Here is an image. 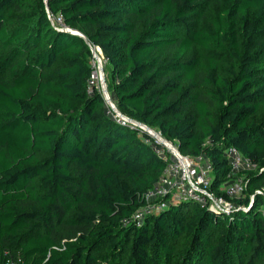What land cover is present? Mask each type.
I'll return each mask as SVG.
<instances>
[{
    "label": "trees",
    "instance_id": "trees-1",
    "mask_svg": "<svg viewBox=\"0 0 264 264\" xmlns=\"http://www.w3.org/2000/svg\"><path fill=\"white\" fill-rule=\"evenodd\" d=\"M91 47L119 112L204 155L216 195L224 150L251 160L239 208L135 218L169 153L87 90ZM263 211L264 0H0V264H169L183 234L180 264H264Z\"/></svg>",
    "mask_w": 264,
    "mask_h": 264
},
{
    "label": "built area",
    "instance_id": "built-area-1",
    "mask_svg": "<svg viewBox=\"0 0 264 264\" xmlns=\"http://www.w3.org/2000/svg\"><path fill=\"white\" fill-rule=\"evenodd\" d=\"M49 18L54 26L65 27L60 16H49ZM115 116L121 124L131 123L124 117L117 114ZM166 150L169 153V157L165 155V159H167L166 168L159 180L146 192L147 204L135 215L137 220L143 216L144 212L159 211L183 199H190L201 206H207L213 212L223 214H229L239 208L233 198H236L240 193L242 195L246 186L243 181L244 175L240 172L252 170L254 165L236 147L229 146L224 150L230 166L228 176L231 178L219 186V190L230 200L224 196L216 195L211 190V166L204 155L189 157L180 153L176 147L173 149L166 148ZM203 158L205 159L204 163H201ZM243 182L244 185H242Z\"/></svg>",
    "mask_w": 264,
    "mask_h": 264
},
{
    "label": "rangeland",
    "instance_id": "rangeland-1",
    "mask_svg": "<svg viewBox=\"0 0 264 264\" xmlns=\"http://www.w3.org/2000/svg\"><path fill=\"white\" fill-rule=\"evenodd\" d=\"M95 51L97 52V54L99 55V57H100V62H101V65H102V72H103V76H104V78H105V82H106V75H107V71L109 70V68H110V66L107 64V62H106V60H105V57H104V55H103V53H102V51L100 50V49H98V48H95ZM89 63H90V66L93 68V72L95 71V70H97V63L94 61V59H90L89 60ZM96 66V67H95ZM106 85H107V82H106ZM92 87H98L100 90H101V84H100V80L99 79H97V78H94L93 77V74L91 75V77H90V80H89V82H88V85H87V90H89V89H91ZM107 90H108V88H107ZM108 93H109V95H111L110 94V91L108 90ZM111 97V96H110ZM151 129H153V130H155L156 132H158L156 129H154V128H151ZM159 133V132H158ZM154 138V137H153ZM163 146V145H162ZM169 146V145H168ZM171 146V145H170ZM173 146V147H172ZM171 147V149H173V148H175V146L174 145H172ZM163 147H165V146H163ZM204 158L200 161L201 163H204ZM242 185H244V182H243V184ZM242 194H244V193H242ZM240 196H242L241 195V193L240 194H238L237 196H236V198H238V197H240ZM188 241H189V237L186 235V234H183L182 236H181V238L178 240V242H175V241H173V242H171V244H173L174 246H176L175 248V250H174V253L169 257V259H168V263L169 264H180L181 263V259H180V257H181V255L184 253V248H185V246L188 244ZM108 252H110V251H108ZM108 252H104L103 253V255H105V256H109L108 254ZM110 254L112 255V253L110 252ZM163 263H164V261H163ZM101 264H107V261L106 260H103L102 262H101Z\"/></svg>",
    "mask_w": 264,
    "mask_h": 264
},
{
    "label": "water",
    "instance_id": "water-1",
    "mask_svg": "<svg viewBox=\"0 0 264 264\" xmlns=\"http://www.w3.org/2000/svg\"><path fill=\"white\" fill-rule=\"evenodd\" d=\"M62 29H68L67 27H60ZM72 33L83 37V35H81L78 31L76 30H72ZM84 38V37H83ZM91 53L93 56L94 61L97 63V69L100 72V84H101V92L104 96L105 102L110 106V108L115 112V114H117L118 116L124 117L127 121L131 122L132 124L136 125L137 127L141 128L143 131H146L149 135H151L152 137L155 138L156 142L165 146V148H172L173 144H171L169 141H167L164 137H162L160 135V133L156 132L155 130L151 129V127L143 124L142 122L136 121L134 119H131L129 117L124 116L121 112H119V110L116 108L115 104L113 103L108 90H107V85L105 82V78L103 76V72H102V65L100 62V57L97 54V52L95 51V48L91 47ZM169 145V146H168ZM172 147H171V146Z\"/></svg>",
    "mask_w": 264,
    "mask_h": 264
},
{
    "label": "bare ground",
    "instance_id": "bare-ground-1",
    "mask_svg": "<svg viewBox=\"0 0 264 264\" xmlns=\"http://www.w3.org/2000/svg\"><path fill=\"white\" fill-rule=\"evenodd\" d=\"M95 67H96V66H95ZM93 77H94V78H97V79H100V72H99L98 69L95 70V71L93 72Z\"/></svg>",
    "mask_w": 264,
    "mask_h": 264
}]
</instances>
